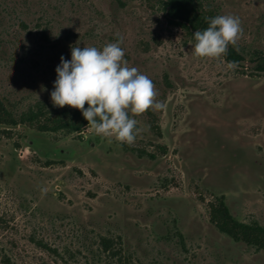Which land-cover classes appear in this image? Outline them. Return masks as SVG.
Instances as JSON below:
<instances>
[{"label":"rangeland","instance_id":"1","mask_svg":"<svg viewBox=\"0 0 264 264\" xmlns=\"http://www.w3.org/2000/svg\"><path fill=\"white\" fill-rule=\"evenodd\" d=\"M163 1L0 0V264H264V250L211 220L223 197L239 221L264 226V72L251 62L264 56V0H203L240 19L245 61L231 68L223 55L193 56ZM117 34L163 105L130 114L131 145L91 125L5 119L52 106L60 57Z\"/></svg>","mask_w":264,"mask_h":264},{"label":"clouds","instance_id":"2","mask_svg":"<svg viewBox=\"0 0 264 264\" xmlns=\"http://www.w3.org/2000/svg\"><path fill=\"white\" fill-rule=\"evenodd\" d=\"M205 21L207 27L193 33V56L225 55L229 45H236L242 31L239 17L216 15L205 17ZM122 41L123 37L117 34L116 42L102 48L72 46L70 59L61 56L55 67L50 100L53 107L68 105L80 110L93 133L102 139L114 138L120 144L131 145L137 121L130 114L139 115L150 107L163 105L154 101L152 81L123 59Z\"/></svg>","mask_w":264,"mask_h":264},{"label":"trees","instance_id":"3","mask_svg":"<svg viewBox=\"0 0 264 264\" xmlns=\"http://www.w3.org/2000/svg\"><path fill=\"white\" fill-rule=\"evenodd\" d=\"M163 11L170 24L181 27L193 40L195 31L207 27L205 17L215 16L204 8L203 0H164ZM223 57L229 64L236 66L245 61V57L233 45L228 46L227 53ZM251 62L256 64L255 69L257 71L264 72V56H257ZM5 114V119L10 121V124L38 123L39 129L42 131L74 133L81 132L84 127L88 126V122L83 118L80 110L68 105L62 109H57L53 106L38 104L35 108L22 114L19 120L14 119L8 110H5ZM211 220L222 233L227 234L235 241H242L264 250V226L239 221L230 212L223 197L212 205ZM102 243L104 251L109 253L111 257L120 254L111 246L109 238H104Z\"/></svg>","mask_w":264,"mask_h":264}]
</instances>
